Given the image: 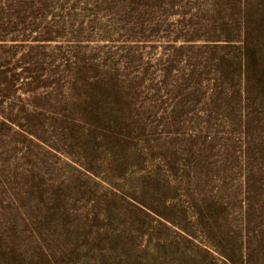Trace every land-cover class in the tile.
I'll return each instance as SVG.
<instances>
[{
	"label": "rangeland",
	"instance_id": "rangeland-1",
	"mask_svg": "<svg viewBox=\"0 0 264 264\" xmlns=\"http://www.w3.org/2000/svg\"><path fill=\"white\" fill-rule=\"evenodd\" d=\"M264 264V0H0V264Z\"/></svg>",
	"mask_w": 264,
	"mask_h": 264
},
{
	"label": "trees",
	"instance_id": "trees-1",
	"mask_svg": "<svg viewBox=\"0 0 264 264\" xmlns=\"http://www.w3.org/2000/svg\"><path fill=\"white\" fill-rule=\"evenodd\" d=\"M241 261L240 264H253L254 261L253 259V250L250 247L249 243L244 246V249L241 251L240 255Z\"/></svg>",
	"mask_w": 264,
	"mask_h": 264
}]
</instances>
